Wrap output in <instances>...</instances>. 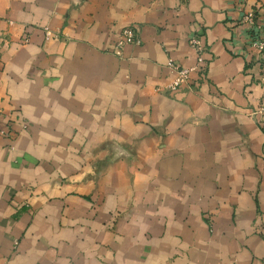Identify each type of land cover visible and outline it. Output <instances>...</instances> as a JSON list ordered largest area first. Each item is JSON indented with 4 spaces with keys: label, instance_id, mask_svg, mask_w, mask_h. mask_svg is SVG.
Returning a JSON list of instances; mask_svg holds the SVG:
<instances>
[{
    "label": "crops",
    "instance_id": "crops-1",
    "mask_svg": "<svg viewBox=\"0 0 264 264\" xmlns=\"http://www.w3.org/2000/svg\"><path fill=\"white\" fill-rule=\"evenodd\" d=\"M250 12L264 0H0V264H264ZM196 31L208 74L166 92Z\"/></svg>",
    "mask_w": 264,
    "mask_h": 264
},
{
    "label": "built area",
    "instance_id": "built-area-1",
    "mask_svg": "<svg viewBox=\"0 0 264 264\" xmlns=\"http://www.w3.org/2000/svg\"><path fill=\"white\" fill-rule=\"evenodd\" d=\"M248 39V49L250 55L257 57L258 62L264 67V18L261 19L256 13L250 12L244 15L241 21ZM141 40L136 34L134 28H126L122 32V37L117 43V49L120 52L126 45H140ZM190 46L195 53L196 60L190 67H183L179 63L169 60L168 69L174 74L173 82L167 87L166 92H176L184 86H189L193 74H198L199 78H206L209 65L204 55L207 47L202 40V34L196 31L190 39ZM250 116L255 123L264 128V100L257 106Z\"/></svg>",
    "mask_w": 264,
    "mask_h": 264
}]
</instances>
